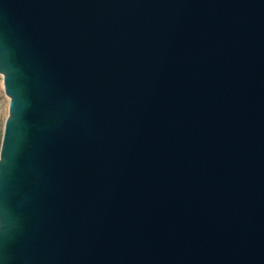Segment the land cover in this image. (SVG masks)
<instances>
[{"label":"water","instance_id":"obj_1","mask_svg":"<svg viewBox=\"0 0 264 264\" xmlns=\"http://www.w3.org/2000/svg\"><path fill=\"white\" fill-rule=\"evenodd\" d=\"M0 264H264V0H0Z\"/></svg>","mask_w":264,"mask_h":264},{"label":"rangeland","instance_id":"obj_2","mask_svg":"<svg viewBox=\"0 0 264 264\" xmlns=\"http://www.w3.org/2000/svg\"><path fill=\"white\" fill-rule=\"evenodd\" d=\"M9 99L4 95L2 78L0 76V142L2 138L4 121L8 115Z\"/></svg>","mask_w":264,"mask_h":264},{"label":"bare ground","instance_id":"obj_3","mask_svg":"<svg viewBox=\"0 0 264 264\" xmlns=\"http://www.w3.org/2000/svg\"><path fill=\"white\" fill-rule=\"evenodd\" d=\"M1 76V75H0ZM1 78H2V76H1ZM2 86H3V84H2Z\"/></svg>","mask_w":264,"mask_h":264}]
</instances>
